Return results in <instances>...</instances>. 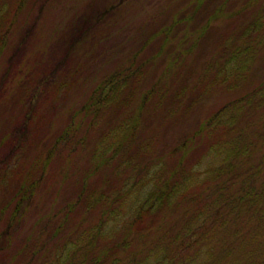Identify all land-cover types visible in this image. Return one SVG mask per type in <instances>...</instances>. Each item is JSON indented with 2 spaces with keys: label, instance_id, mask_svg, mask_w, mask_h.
<instances>
[{
  "label": "rangeland",
  "instance_id": "rangeland-1",
  "mask_svg": "<svg viewBox=\"0 0 264 264\" xmlns=\"http://www.w3.org/2000/svg\"><path fill=\"white\" fill-rule=\"evenodd\" d=\"M22 2L0 53V174L9 172L0 190V209L8 207L0 233L25 170L37 158H47L64 133L73 138L62 149L64 160L51 155L43 161L44 180L28 210L16 218L19 226L11 228L0 264H21L24 244L43 245L30 264H90L95 258L99 264H264V144L250 155L253 171L257 161L263 163L262 177L245 190L239 177L230 182L224 172L216 173L221 158L207 153L212 138L203 132L222 106L264 81V0ZM215 10H220L216 17ZM256 13L263 18L258 28L245 31ZM160 31L167 33L170 48L162 55ZM187 46L174 62V52ZM235 48L242 51L239 57ZM133 59L142 73L131 105L117 115L99 104L94 116V89ZM218 67L222 82L235 84L230 72L238 71L242 78L236 88L215 80ZM154 83L162 88L142 103ZM178 91L176 103L171 95ZM247 97L258 106L239 111L236 124L251 126L254 139L263 123L264 98ZM129 112L139 120L134 135L117 127ZM20 136L17 151L13 140ZM114 137L119 138L112 143ZM139 144L148 150L135 160L137 175L126 154ZM178 163L187 171L194 168L189 178L197 183L189 186L191 193L133 225L147 192L169 181ZM80 186L93 189L94 201L85 198L86 192L77 199Z\"/></svg>",
  "mask_w": 264,
  "mask_h": 264
},
{
  "label": "trees",
  "instance_id": "trees-1",
  "mask_svg": "<svg viewBox=\"0 0 264 264\" xmlns=\"http://www.w3.org/2000/svg\"><path fill=\"white\" fill-rule=\"evenodd\" d=\"M4 1L5 0L0 1V53L5 48L6 38L8 37V35L10 34L13 28V24L12 22H10V20L15 19L18 16V13L19 11L22 10L21 7L23 6L22 4L23 0L18 1L16 4H14L13 2L11 3V6H6L4 4ZM202 2L203 0H201V3ZM197 7L203 8V6H197ZM247 7L248 6H244L243 9L245 10ZM261 13L255 14V19H254L255 21L253 20L254 22H251V24H255V25L251 27V24H250L249 26L246 27L245 31H248L250 28H253V29L258 28V24L260 20L263 19L261 18V15H260ZM213 14H214V17H216L217 14H220V10H215ZM214 17L212 20L215 19ZM2 28L4 29L1 32ZM208 30L209 28L207 29V32ZM166 35L167 33L165 31L163 32L160 31L156 35L158 36V38H160L159 40L160 50L158 51L159 55H162L161 52L164 47L166 48L165 51L170 50V48L167 47L169 39H167L168 37ZM239 48L234 49V53H238L237 57H239L240 53L242 52L239 50ZM141 50H142V47L141 49H138L137 51H135L131 55V59L139 56V53L141 52ZM183 52L185 53L188 52V46L187 48H184V50H179L178 52H174L178 54L175 56L174 62L177 61L179 55H181ZM135 61H136L135 59L131 60L128 66H126L121 71L110 75L109 78H107L101 84H98V86L94 89L93 97L90 98V100L94 99L92 107L94 105L95 107L94 109L91 110L94 116L98 114L99 104H103L104 105L103 107H108L109 110L112 109V111L117 115L122 113L124 109H126L127 107L131 105V101L134 95V88L137 84V80L139 79L142 73L140 64H136ZM146 63H148V60L142 64L143 67L146 65ZM221 72H222V67L221 68L218 67L217 74H215L217 78L215 80L224 84L227 89L232 90L234 87L236 88L237 86L236 82H238L242 78V76L238 74V71L236 70V71L230 72L232 80L234 81L235 84L228 83V82H222L223 80L219 77V74ZM258 87L255 88L249 94H247V95H250L251 99H252V95L257 97L258 94L264 93V81ZM161 88H162V85L160 83H158V86L154 83V86H152L148 94L143 97L142 103H147L148 101H150L152 97L155 95L154 90L158 92ZM179 92L180 91L175 93V95H171L173 96L172 97L173 101H175L176 103L178 102V99L182 95ZM193 93L194 92H192V94ZM247 95L232 102L229 105L222 106L203 125V132L206 133L205 135L207 137L211 136L212 138L207 153L208 154H211V152L212 154L216 153L215 155L221 158L219 159L221 160L219 162H221L222 164L220 167H216V170H217L216 173L219 172L222 174L224 172L225 176H227V179L225 180L230 181V182L231 180H235L237 179V177H239L240 179L244 181V183H241V185L244 186L245 190L252 188L251 186L253 184L251 183L252 179L256 180L262 177L260 172L262 171L261 166L263 165V163L261 161H257V165L254 166V168L255 167L257 168L253 171L250 167L251 166L250 163L253 157H250V155L252 156V151L253 149L257 147L258 144H264V118L262 120L263 123L259 128L260 130L258 131L259 134L254 139H252V137L250 136L253 134V131L251 130H254L252 129L251 126L246 125L245 127H238L236 124L237 115L239 111L241 110L251 111L252 106H255V107L258 106V104L252 103L247 97ZM263 98H264L263 95H260L259 97H257V99H263ZM187 101L189 104L193 102L190 98ZM137 118H134V115L130 114V112L127 113L125 116V119L121 120L120 123L118 124L117 126L118 129L121 128V129H124L125 131L128 130L130 133L134 135V132L138 131L137 129H138L139 120ZM229 133H232V135H231L230 140L226 142L225 139L229 138ZM64 134L62 135L60 141L58 140L57 144L54 143L51 149L49 147L50 150L47 149L48 150L47 158L46 157L45 159L43 158L42 161H39L40 159L37 158L35 163L31 164L30 167H28L27 170H25L26 172L23 175L21 184L18 186V189H16L15 192L11 195L12 196L11 201L13 204V208L11 212L12 215L10 218L7 219L5 229L0 233V252L4 250V247L6 246L5 244H7L8 235H10L12 231H14V230H11V228L14 227L15 225L16 227L19 226V220H17L16 218L17 217L18 219L21 218V216L26 212L25 210H28V207L31 203V197L35 196L36 193L38 192L36 191L37 184H39V182H42L44 180L43 175L45 172V169H44L45 163L43 161L48 160L49 157H51V155H56V158L58 157L59 160L65 159V157H62V152H63L62 149L67 147L68 144L69 145L71 144L70 141L73 137L70 136L71 137L70 138L67 133H64ZM197 136L198 135L195 134L194 136L189 137L188 142L191 140L194 141V139ZM118 138L114 137L113 138L114 140L112 141V143L114 141H117ZM131 138L132 136L125 143L126 147L131 142ZM21 139L22 137L20 136L17 140H13L14 149L17 148L16 149L17 151L18 149H20L18 145ZM188 142H185L184 145L187 146ZM58 143H60L61 147H58L59 146ZM78 143L79 142H76V144ZM147 147L148 146H143L139 144L138 147L133 148L132 152L126 154L127 156H129V162H130L129 166L131 167L133 172H136L137 175L140 174L141 170L138 168L137 165L139 164H137L136 162L142 159V157H140V154H144V155L146 154L148 150ZM112 151H114L113 152V155H114L117 149L112 150ZM206 156H209V155H206ZM136 159L137 161H135ZM203 159L204 157L203 158L201 157L198 163L202 162ZM182 165L183 164H179V163L177 164L175 171L172 172L173 175L168 177L169 181H167L161 186H156L154 189L149 190L147 192V198L140 203V205L138 206L136 210L135 216L132 218L133 225H139L140 223H143V221L148 217V215L151 212H155V211L159 212L164 209H168L172 207L173 205H175L176 203H178L179 200L183 198V196H188L189 193H191V191L189 193H187V191L191 183H193L194 185V183L196 182V179L193 180L194 178L193 179L189 178L190 173L193 172L194 168L193 170L190 169L189 171H187L184 167H178ZM194 167L196 168L197 165H195ZM17 170L13 172L12 176L16 177L15 172ZM6 175L7 176L9 175L8 171L6 172ZM6 175H5V172L0 174V190L5 188L6 186V182H5ZM230 182H229V185H234ZM183 188L186 189V191H184ZM262 188L264 191V182L262 184ZM92 190L93 189L91 188L87 189L82 186L78 187L77 199L80 200L81 197H78V196H81V194L83 193L85 194L86 192L85 198L88 200L90 199V201L91 200L94 201V198H93L94 196L92 195L93 192H91ZM246 193L248 192L246 191ZM1 205L2 203H0V206ZM2 207L3 208L0 209V218H2V215L6 213L7 208H8L7 206H2ZM47 227L48 225L45 223L43 225L42 232H44L45 229H47ZM58 228L59 227H57V229ZM46 234L49 238H52L53 236V234H51L50 232ZM42 246H40L41 248L37 246L27 247L24 244V247L20 254L21 259L23 257L21 264H30L32 259L35 256V252L42 250ZM34 248L35 250L32 252L31 249H34ZM48 258H46V260H48ZM90 264H99L98 259L95 258L94 260H91Z\"/></svg>",
  "mask_w": 264,
  "mask_h": 264
}]
</instances>
